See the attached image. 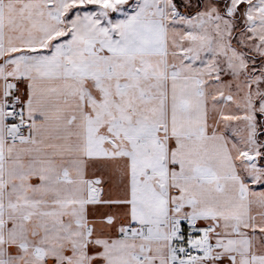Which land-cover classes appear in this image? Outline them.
<instances>
[{
	"label": "snow or ice",
	"instance_id": "1",
	"mask_svg": "<svg viewBox=\"0 0 264 264\" xmlns=\"http://www.w3.org/2000/svg\"><path fill=\"white\" fill-rule=\"evenodd\" d=\"M0 264H264V0H0Z\"/></svg>",
	"mask_w": 264,
	"mask_h": 264
}]
</instances>
